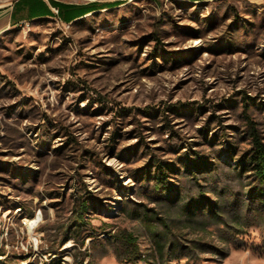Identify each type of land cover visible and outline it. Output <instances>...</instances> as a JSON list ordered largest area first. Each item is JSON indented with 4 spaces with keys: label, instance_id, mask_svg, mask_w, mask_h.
<instances>
[{
    "label": "rangeland",
    "instance_id": "1",
    "mask_svg": "<svg viewBox=\"0 0 264 264\" xmlns=\"http://www.w3.org/2000/svg\"><path fill=\"white\" fill-rule=\"evenodd\" d=\"M56 1L120 5L0 34V264H264V0Z\"/></svg>",
    "mask_w": 264,
    "mask_h": 264
},
{
    "label": "trees",
    "instance_id": "2",
    "mask_svg": "<svg viewBox=\"0 0 264 264\" xmlns=\"http://www.w3.org/2000/svg\"><path fill=\"white\" fill-rule=\"evenodd\" d=\"M194 1L197 2L201 0H194ZM53 4H54V8L58 10V13H59L58 16L61 19V21L66 24L72 23V21L75 19V18H72V15L74 11L78 8V6L64 4V3L55 2V1L53 2ZM118 5L120 4L118 3L107 4V5H98L96 3L88 4L84 8L86 12L83 13L80 17L86 16L88 14L91 15L98 11L110 9ZM62 7L70 8L71 14L70 15L63 14ZM244 116L246 118L247 133L250 137L251 146H252L249 163L251 165L252 172L255 178L253 183H251L252 185L248 193V197H250L252 203L258 204L259 206L258 212L260 213L261 217H264V141H263V137L261 133L259 132L257 128V124L248 115V103H245ZM155 179L157 180L156 188L169 192L165 188L166 178L164 177L163 171H160V173L156 175ZM82 208H86V205L83 204ZM79 215H81V213H79ZM79 218L81 219L82 217L79 216ZM149 229H151V227Z\"/></svg>",
    "mask_w": 264,
    "mask_h": 264
},
{
    "label": "crops",
    "instance_id": "3",
    "mask_svg": "<svg viewBox=\"0 0 264 264\" xmlns=\"http://www.w3.org/2000/svg\"><path fill=\"white\" fill-rule=\"evenodd\" d=\"M56 0H15L10 5L0 8V34L12 27L22 23H29L37 20L52 18L54 16V4ZM88 5V4H87ZM72 18L73 22L86 17H80L86 12V5H77Z\"/></svg>",
    "mask_w": 264,
    "mask_h": 264
},
{
    "label": "bare ground",
    "instance_id": "4",
    "mask_svg": "<svg viewBox=\"0 0 264 264\" xmlns=\"http://www.w3.org/2000/svg\"><path fill=\"white\" fill-rule=\"evenodd\" d=\"M41 221H42L41 213H39L37 215V217L26 221V225L28 226L29 232L32 233V234L35 233V231L39 227Z\"/></svg>",
    "mask_w": 264,
    "mask_h": 264
},
{
    "label": "built area",
    "instance_id": "5",
    "mask_svg": "<svg viewBox=\"0 0 264 264\" xmlns=\"http://www.w3.org/2000/svg\"><path fill=\"white\" fill-rule=\"evenodd\" d=\"M59 13H58V10L57 9H54V16H57L59 18ZM60 19V18H59ZM61 20V19H60Z\"/></svg>",
    "mask_w": 264,
    "mask_h": 264
}]
</instances>
